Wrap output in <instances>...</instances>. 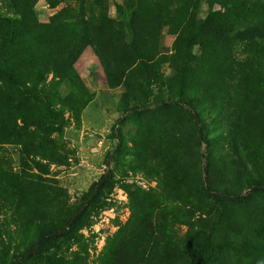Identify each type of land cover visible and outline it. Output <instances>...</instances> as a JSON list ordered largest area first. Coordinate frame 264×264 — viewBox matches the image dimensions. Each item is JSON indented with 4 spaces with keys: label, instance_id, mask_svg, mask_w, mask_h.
I'll use <instances>...</instances> for the list:
<instances>
[{
    "label": "trees",
    "instance_id": "trees-1",
    "mask_svg": "<svg viewBox=\"0 0 264 264\" xmlns=\"http://www.w3.org/2000/svg\"><path fill=\"white\" fill-rule=\"evenodd\" d=\"M0 1L13 14H0V145L19 147L23 167L14 173L0 166V208L10 212L22 236L32 228L36 234L9 264H86L79 231L102 205L106 188L112 189L113 173L92 185L72 209L64 191L44 178L45 166L34 159L65 163L52 136L63 135L65 110L78 119L93 99L75 67L87 49L108 88H125L122 115L112 129L115 146L105 165L128 150L139 172L162 182L157 197L129 191L130 217L107 241L99 264H240L241 249L250 240L239 236L229 243L210 223L198 226L203 215L195 221L191 213L207 212L212 201L211 211L224 206L223 216L234 226L239 218L234 210L250 199L242 196L248 189L261 200L244 209L246 219L259 228L243 264H264V0H121L113 3L115 18L109 14L111 0ZM39 2L72 7L42 23L35 11ZM164 33L173 39L170 49L160 46ZM152 85L157 93L145 94ZM151 107L185 115L198 146L200 130L208 145L207 190L202 170L191 175L194 164L179 161V140L173 151L161 150L145 134L127 148L122 125ZM209 119L216 127L211 142L205 129ZM191 134L186 129L182 138ZM32 168L39 174L30 173ZM175 203L182 206L183 235L173 230ZM216 238L221 241L215 243ZM73 242L82 251L66 255Z\"/></svg>",
    "mask_w": 264,
    "mask_h": 264
},
{
    "label": "rangeland",
    "instance_id": "rangeland-1",
    "mask_svg": "<svg viewBox=\"0 0 264 264\" xmlns=\"http://www.w3.org/2000/svg\"><path fill=\"white\" fill-rule=\"evenodd\" d=\"M115 1L119 2L121 0H111L109 14L112 18H115L113 5ZM66 5V3H62L56 7H51L45 2H39L35 8L37 19L42 23H46L63 9L72 7ZM0 14L12 17L13 14L8 7V3L0 1ZM206 14V7L202 6L200 17H204ZM172 43V37L165 33L160 38V46L165 49H170ZM75 67L85 87L93 95V99L81 110L78 119H75L71 112L65 110L63 135L61 137L52 136L56 140L65 163L58 165L39 159L34 160L45 166L48 175L44 178L64 191L68 206L72 209L80 205L82 196L92 185L97 184L108 172L113 173L114 185L112 189L106 188L102 205L92 211L87 225L79 231L81 244L83 247H87L86 264H99L107 241L127 223L130 217L129 191H140L143 194L157 197L160 190L159 183L162 182L159 178L153 177V179H150L149 176L139 172L136 167V159L129 154L128 150L122 158L111 162L109 167L105 165L106 154L112 151L115 146L112 129L115 121L122 115L121 105L125 88H108L103 71L90 49L83 53ZM163 71L165 75L169 74L166 67H163ZM51 79L52 77H49L48 81ZM150 91L156 94L157 86L152 85L150 90L143 92L147 94ZM143 92H141L142 95ZM66 94L67 91H64L62 96L64 97ZM152 101V99L147 100L148 103ZM184 116L183 114L176 116L169 114L166 109L161 110L151 107L150 112L127 119L124 122L121 127L123 140L127 148L131 149L133 142H139L141 135L147 134L157 146H160L161 150L168 149L171 151H173L175 142L179 140L176 147L179 161H190L194 164L192 165L194 170L190 171L191 175H195L196 171L201 169L203 172L202 180L204 181V178L206 180L204 170L205 163H207L205 157L208 145L202 143L199 129L201 144L200 146L197 145V135ZM206 124L205 129L209 138L207 139L211 142L215 138L212 134L216 131V127L213 126L211 119ZM186 129H190L193 135L182 138V134ZM19 150V147L15 145H0V166L12 170L14 173H21L23 167ZM197 152L200 154L199 158L196 155ZM197 160H200V163ZM29 172L39 174L35 168H32ZM175 173L180 174L181 172L175 170ZM204 185L205 190H207V181L204 182ZM242 196H250V199L239 205L237 210H234L239 214V218L235 219L234 226L232 219L226 220L225 216L227 215L223 216L224 211L227 213L226 208L223 210L224 206H218V212L211 211L212 201L205 208L207 212L200 213L199 210L195 209L191 213L195 221L203 215V219L199 220L198 226H204L205 221L208 225L210 223L211 228L219 230L220 235L227 236L229 243H232V238L236 240L239 236L250 240L249 246L241 249V254H239L240 264L245 262L244 256L247 255L246 253L253 249L256 232L259 228L258 223L246 219L244 209L255 205L261 200V197L253 194L251 189L245 190ZM262 205H264V202H262ZM225 207L233 209V206L225 205ZM181 208L180 204L175 203L174 212L177 211L178 220L173 223V230L183 235L187 228L179 223ZM30 233L22 236L21 233L16 231L14 224L11 222L10 212L0 208V264L1 260L2 264H9L14 259V255L17 256L24 251L36 236L35 229L32 228ZM220 241L219 238L215 239V243ZM260 241H263L262 238ZM81 251L80 245L73 242L69 245L66 255L71 256Z\"/></svg>",
    "mask_w": 264,
    "mask_h": 264
},
{
    "label": "water",
    "instance_id": "water-1",
    "mask_svg": "<svg viewBox=\"0 0 264 264\" xmlns=\"http://www.w3.org/2000/svg\"><path fill=\"white\" fill-rule=\"evenodd\" d=\"M204 182L206 183L205 178H204ZM101 185H102V182L99 183L97 189H98ZM85 208H86V204H85V205L82 207V209L80 210V212H79L80 215L84 213ZM75 218H76V217H74V218L71 220V223L74 222ZM66 230H67V228L63 229L61 232H59V233H57V234H54L53 237H54V238H57L58 236L63 235L64 232H65ZM29 255H30V254H29Z\"/></svg>",
    "mask_w": 264,
    "mask_h": 264
}]
</instances>
